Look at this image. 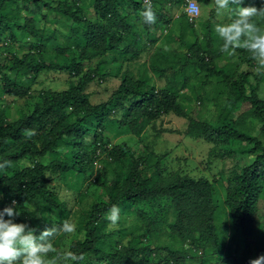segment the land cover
<instances>
[{"label":"trees","instance_id":"1","mask_svg":"<svg viewBox=\"0 0 264 264\" xmlns=\"http://www.w3.org/2000/svg\"><path fill=\"white\" fill-rule=\"evenodd\" d=\"M124 1L134 11L141 12L143 0L140 3L136 0H92L99 19L91 20L83 16L77 0L72 3L67 0H0V36L5 30L9 34L2 39L0 37V48L10 46L11 40L16 39L15 31L30 33L35 38L29 42V49L33 51L27 55L19 57L14 52H7L0 63L3 82L0 89L19 100L29 92V87L17 78L19 73L25 72L32 80L42 71L60 70L78 77L64 90L43 91L39 102L15 120L7 118L6 108L0 110V159L11 162V167L0 171V208L15 201L20 213L16 222H26L41 229L59 226L68 219L70 207L49 186V172L58 171L62 179L75 175L78 182L92 173L94 160L105 152L112 161L120 163V160H126L127 164L111 181L107 200L92 205L84 218L81 234L70 244L72 252L84 255L85 260L80 264H205L199 262L197 250L203 253L210 251L216 257L220 245L214 223L217 205L213 183L206 178H193L176 172L163 175L159 160L156 158L150 162L154 153L129 160V150L124 144L108 148V142L104 141L105 123L112 120L114 113L119 114L115 119L117 125L135 136L140 135L150 122L172 113L188 119L187 135L203 138L217 147H229L236 142L246 144L247 147L240 151L254 155L250 163L240 161L235 165L224 200L235 231L227 245L226 256L230 264H249L251 258L264 255V231L259 228L260 216L264 213V142L239 128L238 120L243 114H249L261 122L259 130L264 134V98L259 90L264 73L253 74L246 70L233 75L219 68L210 40V24L206 23L204 43L198 38L192 43L179 42L181 47H187L192 57L189 62L183 61L181 68L188 64L197 66L204 71L206 78H218L231 90L230 104L236 112L240 111L232 124H214L187 116L171 90L157 89L152 79L135 78L127 71L119 74V84L106 100L92 103L86 88L95 79L106 77L103 58L108 53L120 52L126 58L134 59L139 56L141 46L154 42L152 25L143 24L141 20L140 26L136 27L125 11ZM154 2L151 0L152 7ZM159 4L158 10L153 9L157 15L154 24L168 26L172 16L167 14L161 2ZM12 5H16L15 11ZM20 7L28 15L18 14ZM43 9L48 14L63 16L80 25L81 32L74 38L77 40L73 47L74 57L69 61L58 63L43 57V32L37 27L38 19L35 17L39 14V18L46 21L47 13L43 14ZM184 22L190 28L195 26L188 22L187 17ZM235 52L246 66L256 67L255 61L243 48ZM95 59L97 62L93 67L84 68L85 61ZM114 69L120 71V68ZM250 76L255 85L250 82ZM29 131H34L35 135L29 136ZM163 131L173 132L169 129ZM61 146L66 149L64 160L46 163L45 157ZM225 153L231 155L234 150L225 149ZM96 176V173L91 174L89 181H96ZM72 189L77 193L78 184ZM158 199L165 200L173 214L168 223L167 242L149 241L165 230L166 223L158 220L144 222L136 232H131L129 241L120 247L113 246L112 238L116 231L107 229L111 206L118 205L121 215L134 212L141 203ZM60 237L57 236L53 244ZM237 237L243 239L242 250L236 244Z\"/></svg>","mask_w":264,"mask_h":264},{"label":"rangeland","instance_id":"2","mask_svg":"<svg viewBox=\"0 0 264 264\" xmlns=\"http://www.w3.org/2000/svg\"><path fill=\"white\" fill-rule=\"evenodd\" d=\"M47 1L57 2L61 0ZM67 1L72 3L74 0ZM77 1L83 9V16L91 20L99 19L92 7V0ZM136 1L141 2V0ZM160 2L165 7L164 10L167 11V14L172 16L170 24L168 26L152 24L154 42L146 45V47L141 46L137 58L128 59L120 52L108 53L103 58L106 63L103 67L106 77L102 80L95 79L87 85L86 91L91 102L98 103L106 100L118 86L119 74L127 71L135 78L152 79L157 89L167 88L171 90L176 95L177 102L182 105L187 116H194L200 121H208L214 124H232L240 111L236 112V108L230 104L231 90L221 83L218 78H206L204 71L197 66L188 64L181 68V63L183 61L189 62L192 57L187 47H181L179 42L188 41L192 43L198 38L200 42L204 43L206 39L205 25L209 23L212 32L210 40L215 62L219 68L229 74L238 75L246 70H250L255 74L257 72L256 67L249 68L246 66L236 52L230 55L228 52L220 50L222 41L214 32V25L218 22H227V18H223L222 21L216 16L214 0H208L204 4L199 2L200 18L193 28H190L184 22L186 16L182 6L183 1L168 2L160 0ZM160 2L155 0L153 3L154 10H158L159 5H161ZM250 3L259 6L258 0H246V4ZM12 8L15 11L16 5H12ZM124 8L129 13L135 26H140V12L134 11L132 6L125 3V1ZM210 10H212L211 13ZM42 11L43 14L47 13L46 9ZM18 14L24 16L27 12L20 7ZM35 17L38 19L37 27L43 32L41 41L45 47L43 57L46 60L58 63L69 61L74 57L73 47L77 45V40L74 38L81 32L80 25L53 13H47L48 19L46 21L40 19L39 14H35ZM183 24L184 27H181ZM14 33L16 39L11 40L10 46L6 49L0 48V63L7 52H14L17 56L22 57L31 51L29 42L35 38L30 33L21 31H15ZM8 35L5 30L0 37L2 39V37ZM178 37H180L179 41L176 40ZM78 45L81 46L82 42L79 41ZM178 61H181L180 64ZM96 62V59L91 62L85 61L84 68L93 67ZM115 67L120 68V71H116ZM16 76L25 87H29V92L23 98L15 100L0 89V110L6 108L9 120L17 119L22 113H28L39 102L40 94L43 91L64 90L71 83L76 82L78 78L60 70L42 71L35 80L30 79L25 72ZM250 82L255 85L252 76H250ZM2 83L0 77V85ZM259 90L264 98V75L259 84ZM118 116L119 114H112V120L105 123L106 129L103 135L104 141L108 142V148L124 144L129 150V160L141 159L148 156L149 153H154V157L151 158L150 162L153 163L157 158L163 175L176 172L193 178H206L213 183L215 190L214 202L217 205L214 223L216 232L220 236L219 255L214 257L210 251L203 253L199 249L197 250L198 259L199 262L205 264H230V259L226 256V248L230 238L235 235V231L232 227L229 211L224 205L225 190L235 165H238L240 161L250 163L253 160L254 155L240 151L245 149L247 145L236 142L229 147H217L203 138L187 135L188 119L178 117L172 113L150 122L140 135L135 136L117 125L115 119ZM238 122L239 128L255 135L264 142V134L259 130L261 122L252 118L249 114H243ZM165 129L173 132L163 131ZM225 149H232L234 153L231 155L226 154ZM65 152L66 149L61 146L54 153H49L44 161L47 163L53 160H64ZM121 161L120 163L114 162L107 153L101 152L99 158L94 160V168L91 173L97 174L96 181H89L91 174H87L85 178H80L76 182L75 175H67L65 179H62L58 171L55 173L49 172V186L53 187L58 192L61 200L65 201L70 207L68 220L77 224L75 233L61 234V237L53 244L56 253L70 250L71 242L77 240L82 232L84 218L92 205L107 200L108 187L115 178V174L126 167V160ZM75 184H78L77 193L72 189ZM172 215L169 204L163 199L139 204L138 209L134 212H126L120 215L121 219L116 228H113L110 224L107 225L108 230L115 229L116 231V235L112 238L113 246L120 247L126 241H129L131 232H136L137 228L144 222L158 220L166 223L165 230L158 237L152 236L149 241L151 243L167 242L168 223L173 219ZM259 228L264 231V213L260 216ZM236 244H238L240 250L243 249L242 238L237 237ZM251 259L254 260L255 257Z\"/></svg>","mask_w":264,"mask_h":264},{"label":"clouds","instance_id":"3","mask_svg":"<svg viewBox=\"0 0 264 264\" xmlns=\"http://www.w3.org/2000/svg\"><path fill=\"white\" fill-rule=\"evenodd\" d=\"M246 4V0H214L216 16L223 21L214 25V32L220 41V50L230 55L243 48L256 63L257 72L264 71V0ZM143 24L157 21L151 0H143L140 12ZM35 135L34 131L28 132ZM11 167L7 159H0V171ZM121 209L113 204L107 220L113 228L121 219ZM20 215L16 202L0 208V264H80L83 254L71 250L56 253L53 242L61 234L77 231V224L65 219L59 226H45L42 229L26 222H16ZM264 255L251 260L249 264H262Z\"/></svg>","mask_w":264,"mask_h":264},{"label":"built area","instance_id":"4","mask_svg":"<svg viewBox=\"0 0 264 264\" xmlns=\"http://www.w3.org/2000/svg\"><path fill=\"white\" fill-rule=\"evenodd\" d=\"M183 10L188 22L194 25L200 18V4L197 0H183Z\"/></svg>","mask_w":264,"mask_h":264},{"label":"crops","instance_id":"5","mask_svg":"<svg viewBox=\"0 0 264 264\" xmlns=\"http://www.w3.org/2000/svg\"><path fill=\"white\" fill-rule=\"evenodd\" d=\"M204 4V3H203ZM212 10H210V13H211Z\"/></svg>","mask_w":264,"mask_h":264}]
</instances>
